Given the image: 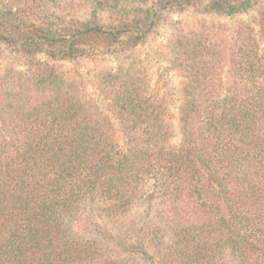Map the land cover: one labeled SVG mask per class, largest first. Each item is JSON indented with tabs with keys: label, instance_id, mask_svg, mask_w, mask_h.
<instances>
[{
	"label": "trees",
	"instance_id": "trees-1",
	"mask_svg": "<svg viewBox=\"0 0 264 264\" xmlns=\"http://www.w3.org/2000/svg\"><path fill=\"white\" fill-rule=\"evenodd\" d=\"M258 8L0 0V45L46 59L0 82V264H264V10L215 23ZM167 14L194 17L167 44L179 143L174 97L133 59ZM105 57L98 94L64 67Z\"/></svg>",
	"mask_w": 264,
	"mask_h": 264
},
{
	"label": "rangeland",
	"instance_id": "rangeland-1",
	"mask_svg": "<svg viewBox=\"0 0 264 264\" xmlns=\"http://www.w3.org/2000/svg\"><path fill=\"white\" fill-rule=\"evenodd\" d=\"M66 1H76V0H66ZM264 10V8H262ZM257 9V11L252 12L250 15H244L240 18L234 19L231 22L229 20H216L215 23L227 24L232 28L237 27V21H251L257 22L260 18L259 12L262 11ZM86 11H79L72 13L80 22H86L89 17ZM194 17L187 16L183 14H167L163 15L162 20L158 24V27L150 36L147 44L140 48L133 58L138 64L142 66L144 70L147 71L146 75L151 79V84L154 88H162V93L168 92L169 95L174 97L173 104L171 106V114L173 115V126L176 131V137L174 142H180V136L178 134V109L180 97L178 88L182 81L181 76L178 71L172 67L171 63L172 57L167 51L168 40L173 32L174 24L177 21H193ZM237 24V25H236ZM256 29L259 28L256 26ZM264 48V42L263 46ZM45 56L39 55L35 60L29 59L21 53L13 52L6 47L0 45V82L3 84L16 83L21 75L28 72L34 62H44ZM117 59L111 57H105V59H100L99 63L91 62H78L74 64L66 63L64 66L68 70H73L76 76L82 75L83 83L85 84L87 94H98L95 90L96 85L94 81V75L100 71H106L111 68H116ZM132 59H122L119 66H126ZM63 66V65H60Z\"/></svg>",
	"mask_w": 264,
	"mask_h": 264
}]
</instances>
